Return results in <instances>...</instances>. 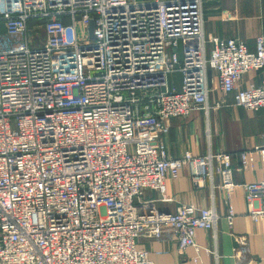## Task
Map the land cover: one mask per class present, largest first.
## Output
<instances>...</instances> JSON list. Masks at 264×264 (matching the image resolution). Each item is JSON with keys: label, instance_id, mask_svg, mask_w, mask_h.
Listing matches in <instances>:
<instances>
[{"label": "built area", "instance_id": "1", "mask_svg": "<svg viewBox=\"0 0 264 264\" xmlns=\"http://www.w3.org/2000/svg\"><path fill=\"white\" fill-rule=\"evenodd\" d=\"M34 21L42 48L30 47ZM203 25V0H0V264H154L141 238L201 254L195 232L215 229L213 209L169 213L142 198L150 190L172 202L165 179L185 167L202 188L214 163L229 191L232 156L169 158L166 122L208 113L210 70L236 106L264 109V80L238 86L264 70V38L250 51L206 37ZM257 152L262 179L245 186L255 222L264 145ZM239 159L252 165L250 153Z\"/></svg>", "mask_w": 264, "mask_h": 264}, {"label": "crops", "instance_id": "2", "mask_svg": "<svg viewBox=\"0 0 264 264\" xmlns=\"http://www.w3.org/2000/svg\"><path fill=\"white\" fill-rule=\"evenodd\" d=\"M204 34L221 40L244 43L250 51L258 38H264V0H203ZM264 70L252 71L242 77L238 86L246 89L260 85ZM208 113L194 111L189 117L173 118L166 122L168 133L162 136L169 158L185 153L195 156L225 153L232 156L234 187L225 191L214 163L213 178L204 187L192 182L189 168L179 172L177 179H165L166 196L172 202H162L158 193L147 190L142 201H153L159 211L173 213L182 204L199 209H213L218 215L215 229L196 230L195 243L203 248L201 254L193 247L180 251L178 244L165 240L141 238L138 247L150 252L154 264H264V219L255 222L250 216V205L245 186L262 179L258 148L264 145V109L254 112L235 105L234 94H224L218 86V76L208 73ZM250 153L252 165L243 166L239 156ZM235 215L230 224L229 212ZM238 238H244L241 254Z\"/></svg>", "mask_w": 264, "mask_h": 264}, {"label": "rangeland", "instance_id": "3", "mask_svg": "<svg viewBox=\"0 0 264 264\" xmlns=\"http://www.w3.org/2000/svg\"><path fill=\"white\" fill-rule=\"evenodd\" d=\"M28 40L31 48H42L45 44V34L43 31V24L41 21H34L29 24ZM180 78L177 77L170 83L178 85Z\"/></svg>", "mask_w": 264, "mask_h": 264}]
</instances>
